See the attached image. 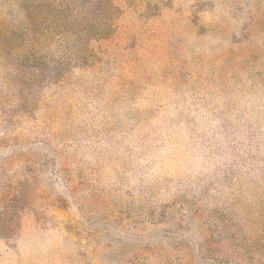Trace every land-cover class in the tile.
<instances>
[{
    "label": "rangeland",
    "instance_id": "1",
    "mask_svg": "<svg viewBox=\"0 0 264 264\" xmlns=\"http://www.w3.org/2000/svg\"><path fill=\"white\" fill-rule=\"evenodd\" d=\"M68 1L0 0V264H264V0Z\"/></svg>",
    "mask_w": 264,
    "mask_h": 264
},
{
    "label": "trees",
    "instance_id": "2",
    "mask_svg": "<svg viewBox=\"0 0 264 264\" xmlns=\"http://www.w3.org/2000/svg\"><path fill=\"white\" fill-rule=\"evenodd\" d=\"M17 3H19V7H21L24 13V22L26 23L24 31L26 34L35 31L38 25L42 23L46 27L43 34L50 30H55V27L58 25L65 28V25L61 22L65 16L68 17L72 11L78 8L76 3L69 2L68 0H17ZM49 22L55 24L52 25L55 27L49 25ZM1 32L6 36L3 39L1 38L0 44L2 47L14 45L20 38L17 33L15 34L10 25L0 23ZM30 42L32 41L29 39L28 43Z\"/></svg>",
    "mask_w": 264,
    "mask_h": 264
}]
</instances>
